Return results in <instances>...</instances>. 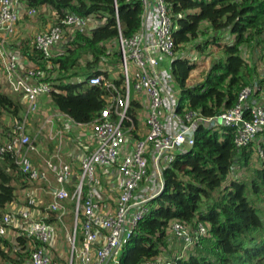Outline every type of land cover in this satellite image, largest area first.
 <instances>
[{"label":"built area","instance_id":"obj_1","mask_svg":"<svg viewBox=\"0 0 264 264\" xmlns=\"http://www.w3.org/2000/svg\"><path fill=\"white\" fill-rule=\"evenodd\" d=\"M142 2L144 13L140 30L129 37L120 33L116 40L122 75L114 78L110 74L108 77L97 74L89 79L90 84L106 88L107 104L90 122L93 149L74 165L59 154L37 164L32 155L39 151L36 135L44 129L52 132L49 126L54 127L57 118L67 115L58 110L46 119L43 117L45 121L37 116L42 102L52 100L54 86L49 78L55 67L50 59L56 48H60L58 54L64 52L71 31L89 33L93 27L91 21L72 12L58 16L50 5L40 9L41 6H31L28 0H0V83L18 95L24 107L20 117L5 132L0 144V162L10 155L26 182L23 206L12 211L0 209V238L7 236L9 226L20 222L19 235L27 237L28 243L31 239L38 243L31 250L28 245L25 249L30 252L29 264H56L47 245L56 239L59 225L49 221V213H57L62 221L65 201L69 200L74 203L69 264H118L117 256L136 233L140 221L150 213L152 201L164 190L165 167L173 163L178 154L194 146L200 125L232 128L238 149L257 140L264 131V103L256 101L258 89L251 84L240 90L233 107L216 116L203 117L191 109L184 113L177 111L179 88L169 73L158 68L163 58L176 55L172 10L167 0ZM42 15L55 17L54 22L38 31L33 39V51L42 57L22 62L20 52L8 50V41L16 35L21 20H35ZM129 60L136 67L134 89L142 95L139 102L145 110L146 133L141 137L133 133L135 121L129 114L132 100H138L132 95ZM119 77L123 81L121 86L116 83ZM31 114H35L33 119L38 126L30 122ZM128 132L133 138H129ZM111 168L119 171L113 187L103 179ZM51 177L56 185L49 188L50 211L44 219L35 218L33 208L39 205L38 185L50 182ZM107 185L113 195L103 191ZM170 230L186 250L200 243L209 227L201 220L195 224L174 220ZM142 264L175 263L171 256H159Z\"/></svg>","mask_w":264,"mask_h":264},{"label":"trees","instance_id":"obj_2","mask_svg":"<svg viewBox=\"0 0 264 264\" xmlns=\"http://www.w3.org/2000/svg\"><path fill=\"white\" fill-rule=\"evenodd\" d=\"M31 6L50 5L58 16L72 12L98 20L89 33L71 31L64 52L55 54L52 101L63 113L78 123L92 122L106 106L108 91L102 85L90 84L93 75L108 72L100 68L112 53L108 42L119 34L133 36L143 21L142 0H28ZM174 20L176 52L201 35L214 32L198 48H216L222 57L215 61L200 83L189 85L198 64L175 55L171 74L180 89L177 111H198L213 117L233 107L240 90L255 82L254 67L245 55V46L264 33V0H167ZM205 24V28L203 25ZM235 38L226 42L223 36ZM28 55V54H27ZM42 57V56H41ZM34 51L28 58H41ZM78 80H73V78ZM122 79L116 80L118 86ZM23 105L5 91L0 83V122L5 114L20 117ZM137 100H132L129 114L135 121L137 136L139 118ZM261 137L242 149L234 141V130L226 126L200 125L195 144L177 155L165 167V187L151 203V211L142 219L136 233L126 244L118 264H142L147 260L175 251L178 243L170 230L174 220L187 224L204 221L209 232L190 253L179 251L171 256L175 264H264V131ZM140 137V136H138ZM2 140H0V144ZM254 154L259 164L251 166ZM251 171L247 179L235 177L237 170ZM17 186H26L14 159L7 155L0 162V209L16 199ZM53 219V218H52ZM55 221V220H49ZM173 238V240H172ZM29 239L23 235L14 244L0 238V264H23ZM34 247L38 245L30 240ZM182 245V244H181ZM183 246V245H182ZM10 250H14L11 255Z\"/></svg>","mask_w":264,"mask_h":264},{"label":"rangeland","instance_id":"obj_3","mask_svg":"<svg viewBox=\"0 0 264 264\" xmlns=\"http://www.w3.org/2000/svg\"><path fill=\"white\" fill-rule=\"evenodd\" d=\"M44 8L43 6L40 7V9ZM41 20V19H40ZM90 21H92V18H89ZM33 21V27H38L40 25V21H39V17H37L35 20L31 19L28 22ZM27 29H29V25L30 24H25ZM205 24L203 25V28H205ZM38 29V28H37ZM20 30V29H19ZM36 30V29H35ZM21 31V30H20ZM19 32V31H18ZM25 32V31H23ZM26 31V35H27ZM35 36V35H34ZM214 36V32L210 31L208 34H204L201 35L200 38L196 39V40H192L190 43L186 44L183 46L182 49H180L179 51L176 52V55H181L183 57H186L188 59H190L193 62H196L198 64V66L196 67V69L193 71L190 79H189V85H195L197 83H200L201 81L204 80L207 72L209 71V69L211 68L212 64L217 61L219 58L222 57L220 51L216 48H212V47H208L206 48V50L204 51H200L199 50V46L203 45V43L207 40L210 39L211 37ZM234 36L231 35L230 33H226L223 36V39L227 42H230L232 40H234ZM117 41L116 43L114 42H110L108 44L110 50H112L113 52H116L117 50ZM245 55L246 58L250 61V63L252 64V67H254L255 71L253 73V77H256V81L251 83V85L255 86L258 89V94L261 97L262 95H264V33L261 34L260 36H258L257 39H254L253 41L249 42L247 46H245ZM173 58H163L162 59V63L158 65L159 69H162V71L164 73H169L170 77H172V80L174 81V78L171 74V69H170V64L172 63ZM100 68L101 69H110L112 71V73L120 76L123 73V68H122V63L119 57H116L114 55H111L108 60H103L100 64ZM129 68H130V76H131V85H132V95L137 97L139 101H142V95L138 92L135 91L134 89V83H135V71H136V67L133 63L132 60H129ZM73 80H78V78H73ZM174 84H176L174 82ZM177 87V85H176ZM3 89L5 91H9L7 90L8 87H6L5 85H3ZM178 89V87H177ZM10 92V91H9ZM178 95H180V90L178 89L177 91ZM13 96L16 99H20L18 95H14ZM179 96H177L178 98ZM179 99V98H178ZM46 105V101L42 102L41 104V112L44 109V106ZM54 105V106H53ZM47 106V105H46ZM24 107H22L21 111L23 110ZM53 110L58 111V108L56 107V105L53 103L52 101V109L51 112H53ZM140 111H143V108L141 107L139 109ZM37 113V112H35ZM33 116H35V114H31L30 115V122L33 123V125L35 124V126H38V123L34 121ZM43 119V116H41V119ZM14 117L10 114H5L0 122V140H3L5 138V132L6 130L13 124L14 122ZM62 121H64L63 119H56V123H57V130L56 132H51L48 130H43L41 133H38V135H36V141H37V145L38 148L41 150L38 153V157L39 160H41L43 158V156H45V146L48 148L49 150V155L53 156L56 154H59L60 156L66 157L65 155H68V153L66 152L67 147H75V152L79 145V142L74 139V137L76 138L77 136L70 130L72 129L71 127L68 126H64V124L62 123ZM91 127V125H90ZM52 128V127H51ZM89 129L83 131L84 133V139L80 140V143L84 144V147L81 146L80 151L83 153H88V149L91 147V143H92V136L89 133ZM44 134V135H43ZM127 135L129 136V138H133L129 135V132L127 133ZM136 136V135H135ZM141 137L140 135H137ZM45 139V140H44ZM44 147V148H42ZM74 152V153H75ZM258 155L254 154V157L252 159V163L250 165V167L252 166H256L259 164V160H258ZM251 171H249V169H247L246 167H243L241 169H238L235 177H239L241 179H247L250 176ZM46 186V185H45ZM47 187V186H46ZM39 188L41 189V192H43V194L45 195V201H40L39 202V206L42 204H46L49 205L51 199L49 198V187H47V189H43L42 185H39ZM106 188V190H105ZM103 189V191H105L107 194L112 193V195L114 194L113 190L109 187V185H107ZM23 193H22V186H17V202H15L16 204H20L23 205L22 201H23ZM19 200V201H18ZM21 201V202H20ZM69 202V203H68ZM68 205L66 206V210H65V215L62 217V222H60L59 220H57L58 224H59V232L58 235L56 237V240L54 242V245H49L48 249L50 250V252L52 253L53 257H54V261L56 264H69L71 261V256H72V243L69 241V236L71 235V228H73L74 226V214H73V205L71 204L72 201H68ZM66 205V204H65ZM15 209V208H13ZM10 210V209H8ZM12 211V209H11ZM56 213L52 214V217H56ZM9 228H11V231L14 232L16 230V233H18L20 231V228H15L14 225L9 226ZM173 240V238H172ZM34 248V244L32 243H28V249H33ZM177 249L175 251H169V255L171 256H176L179 255V251L184 253L183 255H186L188 253H190L189 248L184 250L183 246L181 244L178 243ZM11 255H14V250H10ZM28 253V252H27ZM121 255V253L117 256V258H119ZM164 256L168 255V252H166L165 254H162ZM24 263L23 264H29L30 262V256L28 254H23V260ZM111 264H115L114 262H112Z\"/></svg>","mask_w":264,"mask_h":264},{"label":"crops","instance_id":"obj_4","mask_svg":"<svg viewBox=\"0 0 264 264\" xmlns=\"http://www.w3.org/2000/svg\"><path fill=\"white\" fill-rule=\"evenodd\" d=\"M41 19V20H40ZM29 20H31V19H24V20H21L19 23H18V25H17V33H16V35L15 36H13V37H11L10 39H9V41H8V44H7V47H8V50H10V51H18V52H20V59H21V61L22 62H25L26 60H28L29 58H28V55H30V53H33L34 51H33V49H34V44H33V39H34V35L38 32V31H41V29H43V28H46V27H48L50 24H52L53 22H54V20H55V17L54 16H51V17H44L43 15L42 16H40L39 17V21H40V25L38 26V27H33L32 25L34 24L33 23V21H30V22H28ZM99 22H98V20H92L91 21V27L93 26L94 27V25L96 26V24H98ZM25 24H30L28 27H29V29H27V27H26V25ZM38 28V29H37ZM21 31H20V30ZM36 29V30H35ZM19 31V32H18ZM23 31H25V32H23ZM26 31H28L27 32V35H26ZM112 42V41H111ZM110 42H108V44H109ZM114 43H116V41L114 42ZM107 44V45H108ZM59 50H60V48L58 49V48H56L55 50H54V55L55 54H58V52H59ZM28 54V55H27ZM108 72H109V74H110V76H112V77H114V78H117L118 77V75H116V74H114V73H112V71L108 68V69H106ZM3 85H5V84H2V86ZM6 87H8L7 85H5ZM178 87V86H177ZM179 88V87H178ZM7 90H9V91H11L10 90V88L8 87V89ZM12 93V92H11ZM15 96H16V94H15ZM20 98V97H19ZM255 99H256V101L257 102H261V103H264V95H262L261 97L259 96V94H258V92H257V95L255 96ZM20 100V99H19ZM136 100V99H135ZM138 102H139V100H137ZM20 102H22V101H20ZM43 102H45V101H43ZM140 103V102H139ZM47 105V106H46ZM46 105L44 106V109H43V111L41 112L40 111V113L37 115L38 116V118L39 119H41V116H43V117H45V119H46V117L48 116V115H51L52 113H54V112H56L55 110H53V112H51V109H52V100H47L46 101ZM54 106V105H53ZM141 107H142V105H141ZM141 107H136V112H137V114H138V118H139V128H138V130H137V133H138V135H144L145 133H146V126H145V110L143 109V111H140L139 109L141 108ZM59 110V109H58ZM66 117H64L63 118V120L64 121H62V123L64 124V126H68V127H71L72 129H70L77 137L75 138L74 137V139H76L78 142H79V145H81L82 147H84V144L83 143H80V140L82 139H84L85 137L83 136L84 135V133H83V131H85V130H87V129H89L90 131H89V133L91 134V136H92V129H91V127H90V123H87V124H78V123H76V121H74V120H70V117L69 116H67V115H65ZM45 119H43V121H45ZM57 119H59V118H57ZM73 121V122H72ZM49 127H52L51 128V130L52 131H54V132H56V130H57V123H56V120H55V125H54V127L53 126H49ZM261 137V136H260ZM259 137V138H260ZM45 140V139H44ZM94 139L92 138V143H91V147L88 149V151L89 150H91V149H93V147H94ZM81 146H78L77 147V149H76V152H75V147H67V149H66V152L68 153V155H65L66 157H63V158H65L66 160H71L73 163H74V165H76L77 163H80V160L82 159V157L85 155V153H83V152H81L80 151V149H81ZM42 148H44V147H42ZM38 150L39 151H41L39 148H38ZM38 151V152H39ZM44 151L46 152L45 153V156H43V158L41 159V160H39V157H38V154H36V153H38V152H36V153H33V155H32V159H33V161L34 162H36L37 164H43L44 163V160L46 159V158H50L51 157V155H49V150H48V148L45 146V149H44ZM75 152V153H74ZM118 176H119V171L116 169V168H111L110 170H109V172H108V174H104V177H103V179H104V182L105 183H107V184H109V185H112V187H113V185L117 182V179H118ZM40 185H42L43 186V189H47V187H53L54 185H56L55 184V179H54V177H51V180H50V182H48V183H42V184H40ZM47 187H46V186ZM37 185H35V187H36ZM39 186V185H38ZM26 186H24V187H22V193H23V188H25ZM15 194H16V196H17V190L15 191ZM38 194H39V202L40 201H42V203H43V201H45V195L43 194V192H41V189H40V191H38ZM49 194H50V192H49ZM23 197V201H22V203L24 204V195H22ZM49 198L51 199V201H52V195L50 194L49 195ZM16 201L15 202H17V199H15ZM19 201V200H18ZM50 201V202H51ZM70 201V200H69ZM14 201L12 202V203H9L8 205H7V207H6V210H8V209H12V210H15V209H17V208H19L20 206H23V205H20V204H16ZM21 202V201H20ZM68 201H65V204H66V206L68 205V203H67ZM71 204L73 205V208H74V203L73 202H71ZM48 206L49 205H46L45 203L44 204H42V206L40 205H38L37 207H35V208H33V216L35 217V218H38V219H44L46 216H47V211H50L49 209H48ZM13 208H15V209H13ZM73 211V210H72ZM52 214H54V213H49V219L50 220H55L56 222H57V220H59L58 219V215H56V217H52ZM57 214V213H56ZM53 218V219H52ZM60 222H62V221H60ZM59 225V224H58ZM14 226H15V228H19L20 226H21V223L20 222H16L15 224H14ZM18 236H19V232L18 233H16V230L14 231V232H12L11 231V228H9V231H8V233H7V236H5L6 238H8L11 242H13L14 244H17V238H18ZM56 240V239H55ZM55 240H53L52 242H50L48 245H47V249H48V246L49 245H54V242H55ZM49 250V249H48ZM50 251V250H49Z\"/></svg>","mask_w":264,"mask_h":264}]
</instances>
